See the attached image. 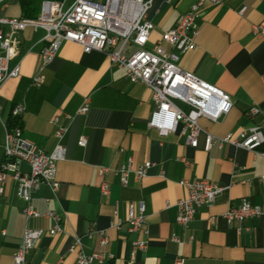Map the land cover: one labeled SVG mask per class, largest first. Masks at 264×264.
Returning a JSON list of instances; mask_svg holds the SVG:
<instances>
[{"label": "crops", "instance_id": "1", "mask_svg": "<svg viewBox=\"0 0 264 264\" xmlns=\"http://www.w3.org/2000/svg\"><path fill=\"white\" fill-rule=\"evenodd\" d=\"M73 1L65 0V4ZM197 1L151 0L148 18L155 27L149 46L174 28ZM245 6V13L240 14ZM0 15L23 16L20 0H0ZM254 25H261L263 31L256 33ZM44 35L43 29L31 27L19 34L20 54L10 66L20 63V75L0 83V166L6 122L17 102L26 107L21 118L24 134L46 152L57 143L52 122L56 115L67 123L65 114H74L88 96L91 110L76 116L63 140L66 157L58 163L61 184L57 194L47 185L33 193L39 212L53 210L63 216L61 233H48L54 221L44 215L27 218L17 181L6 178L0 200V264H14V252L27 226L47 232L29 254L28 264H76L77 253L69 248L77 236H83L87 252L110 254L106 264H128L133 257L134 264H173L177 256L184 257L185 264H264V215L247 220L244 225L251 229L241 232L224 217L230 206L244 198L264 208V144L255 151L231 144L204 149L207 133L224 136L264 121V0L206 5L197 45L181 55L184 70L229 93L234 102L220 121L200 118L203 132L197 147L186 144L179 131L161 135L149 126L155 108L151 88L131 82L106 54L87 53L79 43L65 41L54 61L42 67L39 50ZM39 73L43 83L32 85ZM253 104L261 109L255 116L246 113ZM81 135L88 137L85 147L78 144ZM129 156L136 166L154 163L146 177L131 176L128 185H122L114 171L100 174L99 166L117 169ZM182 178L207 179L226 187L213 204L198 210L187 227L176 223V203L187 194L179 184ZM104 179L111 185L108 196L100 189ZM141 200L146 203L145 232L131 233L127 224L112 226L116 203L117 217L126 220L129 205ZM92 224L108 236L106 247L101 246L98 233L85 236ZM173 235L182 241L173 240ZM140 239L148 240L144 251L135 245Z\"/></svg>", "mask_w": 264, "mask_h": 264}, {"label": "built area", "instance_id": "2", "mask_svg": "<svg viewBox=\"0 0 264 264\" xmlns=\"http://www.w3.org/2000/svg\"><path fill=\"white\" fill-rule=\"evenodd\" d=\"M223 1L198 0L193 3L180 17L177 25L164 32L151 46L150 37L155 27L148 18L151 0H74L68 6L65 0H43L39 14L34 18L0 15V83L20 75V63L10 66L11 61L20 54L19 34L28 27L34 30L43 29L45 35L41 39L39 50L42 67L54 61L65 41L79 43L87 53L96 50L106 54L113 64L125 70L131 82H142L151 88L155 108L149 119V126L158 130L161 135L179 131L186 144L197 147L203 132L200 118L220 121L231 111L234 102L229 93L184 70L180 66V59L183 53L193 50L197 45L196 37L199 34L203 8ZM246 9V6L243 7L240 14H244ZM254 31L261 33L263 27L254 25ZM43 81L44 76L39 73L33 77L31 84L39 86ZM91 104V97H85L74 114H65L67 123L61 121L60 115L53 118L57 143L51 152L44 151L27 137L21 124H6L5 156L0 166V200L4 193V182L8 176H12L17 181V195L25 202L23 212L27 218L44 215L52 219L54 226L48 230L51 235L63 231V216L53 210L44 214L39 212L33 204V193L47 185L57 194L61 184L57 177L58 163L66 157L63 140L76 116L87 114L91 110ZM25 110V105L17 102L12 107L10 116L21 119ZM260 112V107L253 104L246 113L255 116ZM78 144L87 146L88 137L81 135ZM226 144L257 150L264 144V121L224 136L207 133L204 149L209 151L214 145L223 147ZM261 154L264 156V151ZM24 165L28 166L27 170L23 168ZM153 165L152 161H146L136 166L134 158L129 156L117 169L108 166L98 168L103 176L114 171L120 177L121 184L128 185L131 176L141 180L148 175ZM179 184L186 189L187 194L176 203V223L184 227L194 221L200 208L213 204L226 189L202 178H182ZM100 189L103 196H108L111 185L104 179ZM114 214L116 219L112 226L121 228L127 224L131 233L145 232L144 200L129 205L126 220L117 217V203ZM261 215H264V208L244 198L238 205L230 206L224 217L241 232L251 229L244 225L247 220ZM46 233L42 228L27 226L22 242L14 252V264H28L29 254ZM96 233L101 236V246L106 247L109 238L104 231L96 230L95 224L91 225L85 236L91 238ZM172 238L177 242L182 241L176 235ZM83 245V236H77L69 248L71 252L77 253L76 264H106L111 257L105 250L87 252ZM135 245L144 251L148 248V240H136ZM134 259L133 257L128 264H134ZM185 262L184 257L177 256L173 264Z\"/></svg>", "mask_w": 264, "mask_h": 264}, {"label": "trees", "instance_id": "3", "mask_svg": "<svg viewBox=\"0 0 264 264\" xmlns=\"http://www.w3.org/2000/svg\"><path fill=\"white\" fill-rule=\"evenodd\" d=\"M43 0H20L23 16L34 18L39 14L40 6ZM7 124H21V119L9 118Z\"/></svg>", "mask_w": 264, "mask_h": 264}, {"label": "rangeland", "instance_id": "4", "mask_svg": "<svg viewBox=\"0 0 264 264\" xmlns=\"http://www.w3.org/2000/svg\"><path fill=\"white\" fill-rule=\"evenodd\" d=\"M66 6H68V3L66 4Z\"/></svg>", "mask_w": 264, "mask_h": 264}, {"label": "bare ground", "instance_id": "5", "mask_svg": "<svg viewBox=\"0 0 264 264\" xmlns=\"http://www.w3.org/2000/svg\"><path fill=\"white\" fill-rule=\"evenodd\" d=\"M6 124H7V122H6Z\"/></svg>", "mask_w": 264, "mask_h": 264}]
</instances>
